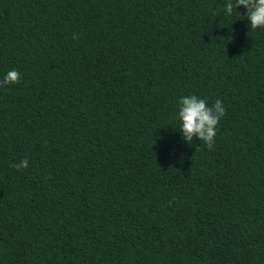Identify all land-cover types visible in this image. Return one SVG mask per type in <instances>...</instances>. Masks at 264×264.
Wrapping results in <instances>:
<instances>
[{"label":"trees","instance_id":"16d2710c","mask_svg":"<svg viewBox=\"0 0 264 264\" xmlns=\"http://www.w3.org/2000/svg\"><path fill=\"white\" fill-rule=\"evenodd\" d=\"M225 4L0 0V264H264V28Z\"/></svg>","mask_w":264,"mask_h":264},{"label":"clouds","instance_id":"9594fccd","mask_svg":"<svg viewBox=\"0 0 264 264\" xmlns=\"http://www.w3.org/2000/svg\"><path fill=\"white\" fill-rule=\"evenodd\" d=\"M239 6L246 9L243 15L250 21L252 30L264 28V0H226L224 10L226 14L231 15L233 10H237ZM77 38L76 35L73 36V39ZM20 81L21 74L13 69L0 80V87L18 84ZM178 108V119L181 122L179 130L183 139L191 144L193 138L197 137L209 149H212L215 144L217 125L226 111L223 102L217 99L214 104L209 106L204 98L195 94L185 95L180 97ZM28 166L27 158L12 165L17 171Z\"/></svg>","mask_w":264,"mask_h":264}]
</instances>
